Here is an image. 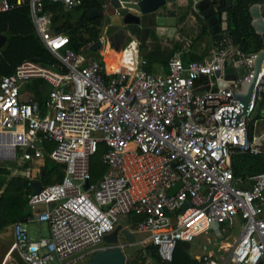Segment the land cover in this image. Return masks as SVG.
<instances>
[{"label":"built area","instance_id":"built-area-1","mask_svg":"<svg viewBox=\"0 0 264 264\" xmlns=\"http://www.w3.org/2000/svg\"><path fill=\"white\" fill-rule=\"evenodd\" d=\"M87 1L0 0V13L30 9L38 37L57 60L52 67L26 61L14 76L0 80V171H16L8 164L19 163V150L25 149L33 155L21 165L32 167L33 184L41 181L45 150L55 143L48 157L65 173L61 181L43 185L40 194L32 192L33 215L12 227L23 263L66 264L112 234L120 216L131 215L132 224L123 229L144 234L137 243L157 248L165 263L173 261L178 244L211 231L227 234L240 220L239 239L221 242L218 255L197 260L264 264V173L236 178L232 167L237 154H264V119L254 124L251 137L254 114L264 105V64L247 114L236 95L253 73L257 55L242 52L227 34L208 60L185 63L182 53H175L167 75L134 68L110 71L91 55L97 42L74 51L69 35L53 32V13L45 8L49 2L71 11ZM200 1L193 0V6ZM99 41L104 50L107 40ZM236 56L248 77L228 80L225 62ZM33 79L52 86L44 104L21 99L24 84ZM100 148L106 149L108 172L92 185L91 158ZM249 181L252 190L239 187ZM135 215L145 219L135 223ZM43 222L50 237L32 239L26 224Z\"/></svg>","mask_w":264,"mask_h":264},{"label":"trees","instance_id":"trees-1","mask_svg":"<svg viewBox=\"0 0 264 264\" xmlns=\"http://www.w3.org/2000/svg\"><path fill=\"white\" fill-rule=\"evenodd\" d=\"M107 1L89 0L83 6L71 11H65L63 7L52 5L49 2H46L45 8L46 12L53 13L54 32L69 35L71 48L80 52L83 47L100 40L105 19L91 20L89 12L93 9L103 10V5ZM258 3L264 4V0H234L232 9H228L227 0L218 2L216 8L214 3L211 5V9L219 19L225 12H228L229 29L226 34L232 43L244 53H257L264 49V37L256 33L250 15V8ZM207 29L211 30L208 24ZM0 35L8 38L7 44L0 54V78L14 76L17 67L26 61L45 67H52L57 63L55 57L47 50L35 32L28 7L0 13ZM213 35L216 38L220 37L216 33ZM91 55L101 59L98 54L91 53ZM104 56L109 69L111 62L116 61V57L112 55L109 47L104 52ZM191 60L200 61L203 58L192 57ZM38 81L36 95L44 104L46 102L45 89L51 86L43 79ZM259 120L261 118H257L251 123V137L255 134L254 124ZM260 125H264V122H261ZM232 167L236 178L249 179L257 176L264 173V154L259 156L237 154L232 159ZM63 169L62 165L56 164L47 156L41 176L43 185L50 184L53 174H57V181H61L65 175ZM32 192L33 182L29 177L16 176L14 171L8 169L0 171V237L8 228H12L17 222L25 221L31 216L29 198ZM184 248L183 243L177 245L173 261L170 263L163 262L157 250L152 247L147 249L153 252L154 258L161 264H201L200 261L185 252ZM145 263L146 259L144 258L132 257L128 264Z\"/></svg>","mask_w":264,"mask_h":264},{"label":"water","instance_id":"water-1","mask_svg":"<svg viewBox=\"0 0 264 264\" xmlns=\"http://www.w3.org/2000/svg\"><path fill=\"white\" fill-rule=\"evenodd\" d=\"M193 0H111L106 10L93 9L89 12V18L95 20L97 18H108L109 21L114 17L118 18L117 23H113L119 29L111 37L110 44H114V51L120 52L129 40L146 43L152 35L164 37L167 31L171 30L172 36L180 35L183 28L180 24L182 18L187 19L195 13L202 14L206 23L217 34L227 33L229 29V15L225 12L222 16L224 23L221 25L219 18L211 9L209 0H201L197 7L193 6ZM228 9L234 6V0H227ZM252 18V26L256 33L264 37V4L258 3L250 8ZM170 32V31H169ZM8 38L0 35V54L1 50L6 46ZM104 45L101 41L95 43L90 52H98L103 49ZM257 59L254 71L248 77V71L244 66V62L239 56L225 62V71L228 80H236L238 78L248 77L243 82V89L236 98L243 104L244 112L247 114L252 99L255 94L256 85L264 64V49L257 52ZM264 129V125H260ZM88 182L86 188L88 189ZM181 187V184L174 187L170 195H173ZM239 187L252 190V182L239 185ZM43 184L36 181L33 184L34 194H40ZM190 206L185 208V210ZM145 219V215L133 216V222L138 223ZM120 234L124 235L125 240L129 243L127 246L137 244L136 236L130 231L124 230L122 226H118L116 230L107 235L103 241L107 244L106 248L99 249L92 257L89 264H128L127 257L124 254L123 246L120 244ZM188 245L187 243H183ZM142 249V246H140Z\"/></svg>","mask_w":264,"mask_h":264},{"label":"rangeland","instance_id":"rangeland-1","mask_svg":"<svg viewBox=\"0 0 264 264\" xmlns=\"http://www.w3.org/2000/svg\"><path fill=\"white\" fill-rule=\"evenodd\" d=\"M31 19H32V17H31ZM75 22H76V20H75ZM115 29L116 28H112V29L107 30L106 26H105L101 29L102 30L101 34L106 40H108L115 34V32H116ZM203 39L205 40L206 45H210V48L212 50H214V51L216 50L217 45L214 43V40L209 35L204 36ZM128 42L131 43V40H129ZM104 50H105V48H104ZM111 52H112V55L115 56L118 61H120L118 58V55L115 54L114 51H112V49H111ZM99 53H101L103 55L102 52H96L94 54L97 55ZM142 57H143L142 54H140L138 56V58H137L138 62L142 61ZM0 80H1V78H0ZM38 84H39V81L37 79H33V80L25 83L23 88H22L23 89V95L21 96V99L23 101H31V100H38L39 101L40 98L36 95ZM46 89H47V91H46L45 97H49L51 87H47ZM257 112L254 114V116L257 115V118L264 119V105ZM96 136L101 137L102 134H96ZM55 148H56V144L50 143L45 150L46 155L49 156V154ZM26 154H29V155H26ZM105 154H106V149L100 148L99 152L91 158V177H92L91 184L92 185L99 184L108 172V166L104 163ZM32 155L33 154L31 151H27L25 149H20L19 150V156H20L19 163L8 164V167L16 170V171H14L16 176H23V177L32 176V177H34V176H36V174H35V172L31 171L30 168H32V167H30V166L25 167V166L21 165L22 162H26L29 160L30 157H28V156H32ZM40 180H41V178H40ZM57 180H58V175L53 174L51 177L50 184L55 183ZM30 210L32 212L31 208H30ZM131 224H132V216L131 215L130 216L122 215L119 217V222H118L117 227L122 226V227L126 228V227H130ZM223 227L228 229L229 224L226 223L223 225ZM25 228L29 232L30 237L34 240H38L40 238H49L50 237V229H49L48 223L43 222V223L26 224ZM242 228H243V223L239 220L236 222L235 229L229 231L227 234H225V233L220 234L217 231L208 232L206 234H203V235L195 238L194 241H192L191 243H188V245L183 244V246L185 247L184 250L189 255H191L193 258H196L197 256H205V255H209V254L218 255V249H219V246L221 245V242L233 244L236 239L240 238V236L242 234ZM220 236H222V238H220ZM136 237H137L138 241L143 239V237L140 234H138ZM120 244L123 245V248H124L123 251L127 257V263H129V261L131 260L132 257H140V258L146 259V261L150 260L154 264H161V263H159V261L156 258L151 256V250L149 251L147 249L149 246H147L143 249H140L139 248L140 245H138V244L132 245V246H127L129 243L125 240V238L122 235H120ZM14 245H15V240H14L13 230L10 227L0 237V264L2 263L6 253H8V256H9L8 260L6 261V264H24L23 261L21 260V257L19 256V254L14 249ZM106 247H107V244L104 241H102L93 248H90L86 251H83V252H80V253L73 255L70 259L65 261V263L66 264H89V262L92 260V255H90L88 253L93 251V250L103 249ZM152 248L157 250V248H154L153 246H152ZM82 256H84V257L81 258ZM53 264H59V262L56 261Z\"/></svg>","mask_w":264,"mask_h":264},{"label":"crops","instance_id":"crops-1","mask_svg":"<svg viewBox=\"0 0 264 264\" xmlns=\"http://www.w3.org/2000/svg\"><path fill=\"white\" fill-rule=\"evenodd\" d=\"M209 1L211 2V5H212V3H214L215 8L218 6L217 5L218 2H216L215 0H213V1L209 0ZM110 2H111V0H108L103 5V10H106V8H104V6L107 5V7H108ZM104 19H105L106 29L109 30L112 28H116L115 30L117 32V30L119 28L115 27V25H113L112 23L110 24V21L108 20V18H104ZM219 22L221 23V25L224 23L222 18L219 19ZM180 24L182 25L183 28L180 30V35H176V37L172 36L171 30H165V31H167V33H165L164 37H158L157 35H152V37H150L149 41L146 43L137 42V41H134L131 39V43L127 42L126 45L122 48V50L120 52H115L114 50H112V51H114L115 54L118 55V58L120 61H118L117 58H116V61H112L111 66L109 67V70L110 71H117L118 69L125 70L126 68H130V69L134 68L135 70L144 69L149 74H153L155 76L167 75L169 73L170 60L175 53H177V52L182 53V58H183L184 62L187 61V63H189L190 61H193V60H191L192 57L203 58V60H200V61L208 60L211 58V56L213 55V53L215 51L210 48V45L205 44V40L203 39V37L206 35H209L214 40V43L217 45L220 37L223 34H226L223 32L222 34H218L220 36L219 38H216L213 35V33H215L213 31V29L212 28H211V30L207 29L206 20L202 17V14L195 13L192 17H189L188 19H187V17L186 18L184 17V18H182ZM34 30H35V28H34ZM53 32H54V30H53ZM101 37H103L102 34H101ZM110 39L107 40L105 50L98 51V52L103 53V55L101 53H99L98 55L101 57V59H99V60L102 62V65L105 68H107V62H106V57L104 56V52L106 51V49L108 47L110 49H112L111 48L112 45L110 44ZM133 43L136 44L135 50H132V48H131V45ZM126 51L130 53V60H131L130 63L126 62V60L128 59L124 55V53ZM91 53H96V52H91ZM140 54H142L143 57H142V61L138 62L137 58ZM144 61H146L145 65H143ZM37 80H39V79H37ZM218 85L219 84H218L217 80L214 79V87L217 88ZM51 89H52V86H51ZM51 89H50V92H51ZM45 91H47V89H45ZM22 95H23V90H22ZM47 99H48V97H45V101ZM34 101H38V100H34ZM38 102H40V100ZM32 215H33V212H31V216ZM12 230H13V228H12ZM137 241H138V239H137ZM140 246H142V245H140ZM140 246H139V248H140ZM145 247H147V246H142V249ZM149 247H152V246H149ZM88 254H94V253H88ZM151 254H153V252H151ZM83 257L84 256H82L81 258H83ZM8 258H9L8 253H6L1 264H6V261L8 260ZM195 259H197V258H195ZM145 264H147V261Z\"/></svg>","mask_w":264,"mask_h":264},{"label":"clouds","instance_id":"clouds-1","mask_svg":"<svg viewBox=\"0 0 264 264\" xmlns=\"http://www.w3.org/2000/svg\"><path fill=\"white\" fill-rule=\"evenodd\" d=\"M131 48H132V50H135V48H136V44L133 43V44L131 45ZM124 55H125L126 58H128V59L126 60V62H129V63H130V62H131V60H130V53L126 51V52L124 53Z\"/></svg>","mask_w":264,"mask_h":264},{"label":"bare ground","instance_id":"bare-ground-1","mask_svg":"<svg viewBox=\"0 0 264 264\" xmlns=\"http://www.w3.org/2000/svg\"><path fill=\"white\" fill-rule=\"evenodd\" d=\"M114 22L117 23V22H118V18H116V17L114 18V17H113V18L111 19V21H110V24H111V23L113 24ZM137 42H139V41H137ZM140 235H141L142 237L144 236V234H140Z\"/></svg>","mask_w":264,"mask_h":264},{"label":"flooded vegetation","instance_id":"flooded-vegetation-1","mask_svg":"<svg viewBox=\"0 0 264 264\" xmlns=\"http://www.w3.org/2000/svg\"><path fill=\"white\" fill-rule=\"evenodd\" d=\"M111 48H112V50H114V44L111 46ZM90 255H92V257H93L94 254H90Z\"/></svg>","mask_w":264,"mask_h":264}]
</instances>
